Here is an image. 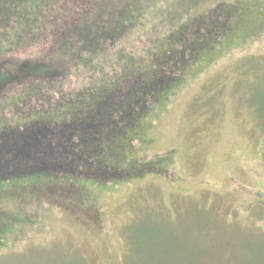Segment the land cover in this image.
Returning <instances> with one entry per match:
<instances>
[{
    "label": "rangeland",
    "instance_id": "obj_1",
    "mask_svg": "<svg viewBox=\"0 0 264 264\" xmlns=\"http://www.w3.org/2000/svg\"><path fill=\"white\" fill-rule=\"evenodd\" d=\"M131 1L119 4V26L134 23L119 44L80 64L64 83L29 86L0 101V133L63 114L90 118L100 101L118 102L114 93L142 71L125 69L168 50L170 40L195 45L185 35L194 31L190 22L218 5L234 6L239 24L203 61L195 47L185 51L184 83L151 117L136 118L128 133L114 136L107 155L132 160L118 167L136 157L161 160L156 168L167 174L106 186L81 180L67 195L60 179H23L37 186L0 197V220L10 229L0 264H129L131 244L155 248L156 264H264V0ZM69 4L0 0V12L5 7L14 18L9 31L0 19V55L30 46L17 55L38 58L40 34L59 26ZM131 58L142 60L129 64Z\"/></svg>",
    "mask_w": 264,
    "mask_h": 264
},
{
    "label": "trees",
    "instance_id": "obj_2",
    "mask_svg": "<svg viewBox=\"0 0 264 264\" xmlns=\"http://www.w3.org/2000/svg\"><path fill=\"white\" fill-rule=\"evenodd\" d=\"M123 2L126 5L133 4L131 0H70L59 26L56 25L57 27L50 31L46 30L40 34L44 36L38 38V58L22 59L17 55L25 54L31 49L30 46L18 50L10 49L0 55V101L29 86L46 85L52 88L62 80L64 83L70 77V72L81 67L80 64H92L95 57L109 47L119 44L124 38L123 33L130 32L134 26L132 21L127 26H119L121 10L118 8ZM3 12L4 14L0 12V19H3L1 26L5 31H9L14 26V18L5 7ZM83 23L88 24L87 28L79 29ZM238 24L239 15L234 6L218 5L190 22L194 31L190 30V34L185 35L186 38L194 36L195 45L188 46L184 42L172 44L170 40L168 50L159 48L151 58H145L138 65L125 69L134 73L142 71L114 93L116 99H119L118 102L114 101L112 96L107 98V101H100L102 105H97L90 118L64 120L68 116L63 114L56 122H36L34 125L20 127L17 133H0V197L5 193H16L15 189L35 188L37 182L33 184L32 180L27 179L28 183H31L27 186V182L22 184L23 179L46 175L60 179L59 184L64 183L67 188L65 195L70 194L74 190L73 186L81 180L106 186L125 182L130 177L154 174L156 171L166 175L168 170L156 168L161 160L146 162L145 159L136 157L137 159L128 166L118 167V161L132 160L116 156L111 158L107 155L112 150L110 146L116 141L114 136L122 137L118 133L124 131L128 133L129 129L135 126L136 118L151 117L161 108L159 105L165 104L164 101L171 97L170 92L184 83L187 78V74L182 72L187 68L185 51L195 47L194 55H199L197 58L203 61L209 51L213 54L215 49L225 45L221 46L220 43L229 37ZM42 29L41 26L39 31ZM183 45H186V48L182 49ZM177 46L182 49V55L173 59L177 54ZM84 56L91 61L84 60ZM71 57L75 59L73 64L67 61ZM140 60L142 58H131L129 64ZM191 61L190 65H193L194 60ZM124 66L128 65L125 63ZM64 67L67 68L62 69ZM41 91L43 92V89ZM114 120L119 121V129ZM110 129L115 132L109 133ZM100 130H103V133H100ZM131 140L134 139L129 137L128 142ZM123 168L127 169L124 171ZM53 183L57 184V181ZM53 183L48 181V190ZM7 222L6 219L0 220L1 244L3 237L10 231ZM154 250L155 248L151 249L150 246L133 248L131 244L128 263L156 264L155 258L158 255Z\"/></svg>",
    "mask_w": 264,
    "mask_h": 264
}]
</instances>
